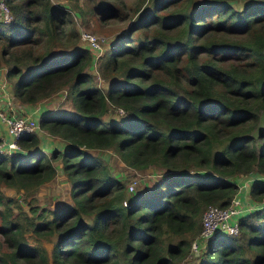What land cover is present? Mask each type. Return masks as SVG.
Segmentation results:
<instances>
[{"label":"trees","instance_id":"1","mask_svg":"<svg viewBox=\"0 0 264 264\" xmlns=\"http://www.w3.org/2000/svg\"><path fill=\"white\" fill-rule=\"evenodd\" d=\"M118 1L5 0L13 19L0 20V67L11 97L32 105L65 87L70 103L43 108L46 132L0 153V264H264V0ZM74 15L128 18L98 54V77ZM110 107L124 114L109 119ZM50 135L64 145L47 151ZM104 148L161 175L128 192ZM58 169L70 199L52 207L15 211L2 193L30 195ZM239 175L255 176L256 206L237 233L217 231L190 253L204 209L227 204Z\"/></svg>","mask_w":264,"mask_h":264},{"label":"rangeland","instance_id":"2","mask_svg":"<svg viewBox=\"0 0 264 264\" xmlns=\"http://www.w3.org/2000/svg\"><path fill=\"white\" fill-rule=\"evenodd\" d=\"M96 1V0H95ZM135 0H124L122 3L118 1L117 3L122 5V9L127 10L130 8ZM53 4H65L69 6L70 8H73L72 2H69V0H51ZM79 3H84V0H79ZM71 11H74V9H71ZM110 15V13H109ZM97 15L92 16L88 19L85 18H79L77 16H73L74 23L76 27L78 28L79 32L82 27L89 29L96 33L99 41H100V51L97 49L95 50L93 47V53L94 56V62L92 64V71L97 73L98 77V69L97 64L99 62V56L98 52L101 53L102 50L104 51L108 46H110L112 40L116 38V33L120 29V27H124L127 22L128 18H121V17H114V16H107L106 19H103L101 23L97 20ZM98 22V23H97ZM101 26L102 30H99L97 26ZM122 27V28H123ZM44 42H40L38 46H35L36 49L42 50L44 48ZM84 45V43L82 44ZM5 67V66H4ZM98 81L100 85L103 87H106L107 82L103 80L102 77L98 78ZM7 85V86H6ZM8 81L5 79V86L8 87ZM65 88V87H64ZM63 88V89H64ZM60 89L53 95H51L48 98H44L41 100L42 102L46 103L44 107L46 108H55L57 106H69L70 101L65 96V89ZM40 101V102H41ZM37 104H34V106ZM40 114V111L35 114L36 117H38ZM124 110L122 108H111L108 110L105 117L112 118L117 117L119 115H123ZM41 132H46L44 129ZM42 135H46L45 133H40ZM46 137V136H45ZM57 136H47L46 140L44 141V144L46 145V150L49 151V148L54 145H64V142ZM59 142V144H58ZM100 154L104 156V158L108 161L109 165L111 166L112 171L117 174L121 179L124 180L125 184H127L129 181H131L132 178L136 177L137 180L134 184V191L137 190L138 192H145L147 188H149L153 182L157 180V178L161 175L160 171L156 168H147V169H136L129 165H126L118 156V154L111 149H100L98 150ZM55 162V161H54ZM250 179V182L253 180L254 175H248L245 176ZM2 193L7 196H12L16 199V203H13V209L17 211V205H21L23 209L27 210L29 212V207L31 205L36 206H48L52 207L58 200L61 199H70L69 196V184L68 179L62 172V170L58 169L57 175L49 182H46L38 187V189L33 192L32 194L26 195L23 192L18 191L13 186L9 185H1ZM241 194V192H240ZM28 237L30 240L36 239L35 236L29 231ZM34 241V240H33ZM51 242V241H50ZM46 243V242H45ZM46 246H50L49 241H47ZM2 247V236L0 234V248ZM197 253V252H196ZM196 259L193 258V256L187 257L184 260L181 261L180 264H195Z\"/></svg>","mask_w":264,"mask_h":264},{"label":"built area","instance_id":"3","mask_svg":"<svg viewBox=\"0 0 264 264\" xmlns=\"http://www.w3.org/2000/svg\"><path fill=\"white\" fill-rule=\"evenodd\" d=\"M12 19L13 15L8 4L5 0H0V20L3 22H10ZM80 37L82 40L86 41L90 47H93L95 50L100 49V41L95 32L82 27L80 30ZM2 86L5 88V83H3ZM1 95L0 123L3 124V129L0 127V153L11 156L21 149L18 142L19 136L32 130L43 131V128L39 124L38 117L32 114L34 110L31 112L25 111L22 105L11 97L8 91L5 92V90H1ZM136 180L137 178L134 177L126 184L128 192L134 191ZM245 183L246 181H244V184ZM237 184L238 192L231 197L227 204L218 205L211 203L206 206L201 216L200 232L191 242L190 253L198 252L199 242L201 241L204 243L217 231H224L231 234H235L239 231V216L243 214V210L246 209L249 211L256 205L254 202V204H252V202L246 204L241 200L239 194L240 191L243 190L244 185L238 182ZM123 203L127 204V199H125Z\"/></svg>","mask_w":264,"mask_h":264},{"label":"crops","instance_id":"4","mask_svg":"<svg viewBox=\"0 0 264 264\" xmlns=\"http://www.w3.org/2000/svg\"><path fill=\"white\" fill-rule=\"evenodd\" d=\"M4 71H5V67H4V66L0 67V106H1V104H2L1 90H5V92H7V91L9 92V87H5V88H4V87L2 86L3 83H5V75H4ZM6 86H7V85H6ZM2 88H4V89H2ZM19 104H20V103H19ZM36 104H37V105H35V106H34V104H32V105L21 104V105H22V107L25 109V111H30V112H31L32 110H34L32 114H37L39 111H42L43 108H46V107H44V106L46 105V103H44V102H42V101H41V102L39 101V102H37ZM0 127L3 129V124H2V123H0ZM59 142H61V140H60ZM59 142H58V144H59ZM58 146H60V145H58ZM247 176H248V175H247ZM235 179L237 180L238 183H241V185H242V184L244 185L243 190L240 191L241 194H239L241 200H242L243 202H245L246 204H249L250 202H252V204H254L253 201H252V199H251L250 196H249V193H248L250 179H249L248 177L243 176V175H239V176L236 177ZM244 181H246L245 184H244ZM246 211H247L246 209L243 210V213H245Z\"/></svg>","mask_w":264,"mask_h":264},{"label":"clouds","instance_id":"5","mask_svg":"<svg viewBox=\"0 0 264 264\" xmlns=\"http://www.w3.org/2000/svg\"><path fill=\"white\" fill-rule=\"evenodd\" d=\"M128 191V190H127Z\"/></svg>","mask_w":264,"mask_h":264}]
</instances>
